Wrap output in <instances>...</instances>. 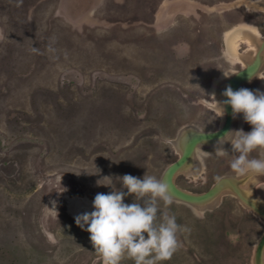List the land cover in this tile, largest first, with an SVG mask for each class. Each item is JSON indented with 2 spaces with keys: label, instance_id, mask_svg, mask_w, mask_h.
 <instances>
[{
  "label": "rangeland",
  "instance_id": "rangeland-1",
  "mask_svg": "<svg viewBox=\"0 0 264 264\" xmlns=\"http://www.w3.org/2000/svg\"><path fill=\"white\" fill-rule=\"evenodd\" d=\"M263 43L264 0H0V264H103L75 216L125 174L166 183L191 136L224 123L217 102L257 56L237 90L264 92ZM239 129L251 130L243 114ZM217 140L174 175L216 193L157 201L181 228L158 264H264V176L235 173Z\"/></svg>",
  "mask_w": 264,
  "mask_h": 264
},
{
  "label": "clouds",
  "instance_id": "clouds-1",
  "mask_svg": "<svg viewBox=\"0 0 264 264\" xmlns=\"http://www.w3.org/2000/svg\"><path fill=\"white\" fill-rule=\"evenodd\" d=\"M231 75L224 72L225 77ZM222 95L227 99L217 102L222 107L220 116L224 115V106H230L233 119L243 114L251 130L225 132L214 146L215 155L229 154L224 144L230 143L231 152L236 154L230 162L235 173L255 178L264 176V157L249 158L257 149L264 151V92L244 87L233 90L229 85ZM119 178L121 188L108 194L97 193L92 201L93 210L76 215V225L90 233L92 247L103 264H120L125 257L134 264L170 260L180 247L177 233L181 228L175 216L157 206L158 200L165 207L172 203L167 183L145 175L143 179L130 174ZM126 196H133L134 202L125 203Z\"/></svg>",
  "mask_w": 264,
  "mask_h": 264
},
{
  "label": "water",
  "instance_id": "water-1",
  "mask_svg": "<svg viewBox=\"0 0 264 264\" xmlns=\"http://www.w3.org/2000/svg\"><path fill=\"white\" fill-rule=\"evenodd\" d=\"M261 63V59L259 56H257L254 61L244 67L243 69L239 70L237 73L234 74L226 84L225 88L227 86H231L233 90H237V88L241 85L242 82L248 80L251 78L259 69ZM225 90V89H224ZM227 99L224 97V100ZM226 111V119L224 123L215 130L210 131H198L194 133L191 138L188 140V142L185 145L184 150L182 151V154L179 156L178 159H176L174 162H172L165 174V180L168 185V188L170 192L177 198L188 201V202H201L204 200H207L211 198L217 191V187H211L207 191L195 194L188 191H185L181 188H179L174 183V175L177 172L179 168H181L184 164L188 162L190 157L192 156L193 152L195 151L198 144L202 141H208V140H217L220 138L221 135H223L225 132L231 130L234 119L232 117V111L230 106H224ZM264 249V234L260 238L257 250H256V257L260 259L262 257V252Z\"/></svg>",
  "mask_w": 264,
  "mask_h": 264
},
{
  "label": "crops",
  "instance_id": "crops-1",
  "mask_svg": "<svg viewBox=\"0 0 264 264\" xmlns=\"http://www.w3.org/2000/svg\"><path fill=\"white\" fill-rule=\"evenodd\" d=\"M226 5V4H225ZM219 6H221V5H215L213 8H214V14L215 15H217V12L218 11H220V10H222V9H225L226 7L224 6V8H222V7H219ZM219 8V9H218ZM257 28V27H256ZM257 30H259L258 28H257ZM257 41H259V39L257 40ZM264 44V43H263Z\"/></svg>",
  "mask_w": 264,
  "mask_h": 264
},
{
  "label": "bare ground",
  "instance_id": "bare-ground-1",
  "mask_svg": "<svg viewBox=\"0 0 264 264\" xmlns=\"http://www.w3.org/2000/svg\"><path fill=\"white\" fill-rule=\"evenodd\" d=\"M182 138V137H181Z\"/></svg>",
  "mask_w": 264,
  "mask_h": 264
}]
</instances>
